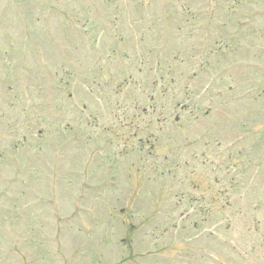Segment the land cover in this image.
Returning <instances> with one entry per match:
<instances>
[{
    "label": "rangeland",
    "instance_id": "374dc122",
    "mask_svg": "<svg viewBox=\"0 0 264 264\" xmlns=\"http://www.w3.org/2000/svg\"><path fill=\"white\" fill-rule=\"evenodd\" d=\"M262 130L264 0H0V264H264Z\"/></svg>",
    "mask_w": 264,
    "mask_h": 264
}]
</instances>
